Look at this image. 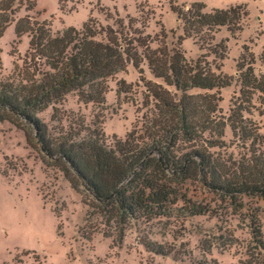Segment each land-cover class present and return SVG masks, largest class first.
Returning <instances> with one entry per match:
<instances>
[{"label": "trees", "instance_id": "1", "mask_svg": "<svg viewBox=\"0 0 264 264\" xmlns=\"http://www.w3.org/2000/svg\"><path fill=\"white\" fill-rule=\"evenodd\" d=\"M14 2L0 1V37L15 22V36L26 34L29 41L16 78L0 84V120H9L22 128L27 144L40 154L42 163L56 167L74 191L87 197L88 202H84L90 210L86 220L92 216L101 220L85 234L90 237L101 232L119 245L125 231L138 221L217 215V209L204 199L191 201L180 196L179 185L197 182L208 193L229 202L239 219L248 222L251 239L245 246V258L236 264H264V238L257 205L264 200V136L241 114V104L249 103L254 94L258 93L264 101V73L256 75L253 62L238 65L239 93L243 99L234 103L227 118L232 135L242 147L250 141L251 156L247 161L244 155L236 159L232 154L210 152L203 133L211 130V123L214 128L221 124L224 129L226 122L216 119L214 95L188 93L193 88L212 90L229 84L230 78L220 72L221 64L216 63L226 57L228 38L213 41L221 28H226L231 36L242 31V20L248 17L246 7L237 4L206 11L202 2L189 6L170 4L182 27L178 45L192 38L209 52L191 62L179 47L169 49L163 42L152 48L148 35L135 26V19L127 16L125 23L115 7L116 27L99 26L98 31L95 20L89 17L81 28L70 26L52 33L45 21L31 20L27 15L15 18ZM35 5L32 3L28 9ZM161 32L165 35L164 27ZM210 54L212 63L206 60ZM144 61L163 84L144 77ZM128 64L137 70L145 87L146 107L151 98L153 108L142 113L124 139L107 143L104 134L95 129L81 136V125L76 121L69 122L66 131L55 132L36 116L51 107V120L59 122L56 105L70 92H76L85 103H104L108 80L126 71ZM117 86L118 94L128 93L124 80H119ZM214 146L220 147H211ZM179 200L184 204L175 208ZM241 209L246 212L243 214ZM140 241L156 254L168 255L173 250L146 235ZM236 242L231 232L219 244L227 249ZM199 245L203 260L196 264H208L206 255L217 245L216 238L204 234Z\"/></svg>", "mask_w": 264, "mask_h": 264}, {"label": "rangeland", "instance_id": "2", "mask_svg": "<svg viewBox=\"0 0 264 264\" xmlns=\"http://www.w3.org/2000/svg\"><path fill=\"white\" fill-rule=\"evenodd\" d=\"M34 2L35 7L29 10ZM193 2L204 3L206 11L237 4L248 10V17L242 20L241 32L231 36L226 28H221L213 41L216 43L228 38L226 57L216 63L221 64L220 72L230 78L229 84L219 89L193 88L188 91L214 95L216 119L226 122L224 129L221 124L214 128L211 123V130L203 133L210 152L232 154L236 159L244 155L247 161L251 156L250 141L242 147V143L232 135L227 118L234 103L243 99L239 93L238 65L253 62L254 73H264V0H15L12 8L15 18L27 15L31 20L45 21L51 32L57 33L70 26L81 28L89 17L95 20L98 31L99 26L116 27L115 7L125 23L127 16L135 19V26L148 35L152 48L164 42L169 49L179 47L188 61L195 62L209 52L200 48L192 38H186L178 45L182 27L170 10V4L189 6ZM162 27L165 35H161ZM14 28L15 22L0 37V84L16 78L28 48L29 37L24 34L17 38ZM206 60L212 63L213 55L207 56ZM141 66L146 79L163 84L161 79L150 73L145 61ZM211 67L216 71L213 64ZM119 80L126 82L128 93H117ZM107 83L102 104L85 103L76 92H70L61 104L56 105L59 122L51 120V107L36 113V116L55 132L66 131L68 123L76 121L81 125V136L95 129L104 134L107 143L124 139L137 125L142 113L153 108V101L149 98L146 107L145 87L131 64ZM241 106H244L241 107L243 118L255 124L258 133L264 136V101L258 98V93ZM215 144L220 147H211ZM179 193L191 201L204 199L217 209V215L209 213L138 221L125 231L119 245L101 232L89 237L85 233L101 219L92 216L86 220L90 210L84 202H88L87 197L74 191L56 167H46L42 163L40 154L27 144L22 128L9 120H0V264H196V261L203 260L199 241L204 234L215 236L217 241L211 253L206 255L208 264H236L240 258H245V246L251 239L250 228L246 220L239 219L234 213L229 202L208 193L197 182L179 185ZM183 204L179 200L175 208ZM257 205L264 238V200H259ZM241 212L244 214L246 211L241 209ZM231 232L237 242L222 249L219 242ZM145 235L164 247H172V252L162 255L149 251L140 241V237Z\"/></svg>", "mask_w": 264, "mask_h": 264}]
</instances>
